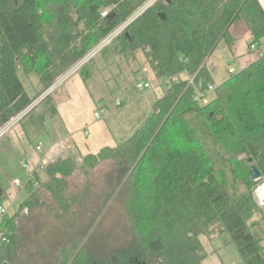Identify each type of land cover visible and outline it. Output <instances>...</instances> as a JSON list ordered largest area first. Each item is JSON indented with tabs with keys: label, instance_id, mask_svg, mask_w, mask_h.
Masks as SVG:
<instances>
[{
	"label": "trees",
	"instance_id": "trees-1",
	"mask_svg": "<svg viewBox=\"0 0 264 264\" xmlns=\"http://www.w3.org/2000/svg\"><path fill=\"white\" fill-rule=\"evenodd\" d=\"M148 1L0 0V130ZM239 22L250 44L264 39L257 0L155 3L79 69L87 82L102 71L97 58L106 69L141 55L154 80L169 84L118 146L33 173L30 195L0 225L6 264H202L200 237L223 233L243 264H264V212L251 179L254 166L264 180V55L219 85L203 63L221 41L232 44L230 28ZM20 73L34 75L41 92L30 95ZM190 80L214 84L213 99L194 101ZM53 95L41 101L49 115ZM105 162L112 167L102 186L70 181ZM112 214L130 242L98 249L90 232Z\"/></svg>",
	"mask_w": 264,
	"mask_h": 264
},
{
	"label": "crops",
	"instance_id": "crops-1",
	"mask_svg": "<svg viewBox=\"0 0 264 264\" xmlns=\"http://www.w3.org/2000/svg\"><path fill=\"white\" fill-rule=\"evenodd\" d=\"M257 1L264 12V0ZM230 34L233 41L229 47H226L237 65H239L238 71H240L256 59L254 53L248 52V46L251 43L252 37L244 23L232 25ZM244 41L248 42V45ZM112 68H106V70L111 71ZM229 69L238 72L233 67ZM118 77L119 74L113 75V78ZM91 79H95L94 76ZM88 81L84 82L78 73L72 75L59 86L51 98L56 113L49 115L46 112V107H43V111L38 118L42 119L43 135L46 137L45 142L40 139L32 141L24 125L21 130L13 132V136L7 139L6 144L13 147L20 156V167L21 162H26L31 169H34L40 163L45 165L66 157L77 160L86 155L97 154L104 148H114L127 140L135 131L143 126L152 113L153 104L159 98H155L153 102L149 100L148 95H150V91H153L154 88L140 93L134 87L135 92L140 96L138 99H147L146 105L151 108V113L147 115L149 113H147V108L144 107V104L143 110L134 109L130 113L128 108L132 104L125 105L124 100L119 101L115 99L110 107L107 106L103 97L106 89L104 83L98 82L99 80H93L92 86L88 87ZM116 102H120L121 105L116 106ZM111 106L114 108L112 111H110ZM104 110H108L106 115L104 114ZM99 111L102 112L100 113V118L95 119L94 113ZM126 115L128 117H124ZM137 124L142 125L138 129H135ZM39 144L42 145L41 153L36 152V146ZM4 150L3 148L2 151ZM24 172L28 179V173ZM0 188L2 189L1 185ZM24 189L22 186L19 191L20 194ZM29 195L30 193L24 198ZM13 206L15 207V204ZM216 238L217 236H212L209 239L200 237V243L206 253V258L202 264H224L218 253H216V250L210 246V240H215ZM215 253L218 255V258L215 257Z\"/></svg>",
	"mask_w": 264,
	"mask_h": 264
},
{
	"label": "rangeland",
	"instance_id": "rangeland-1",
	"mask_svg": "<svg viewBox=\"0 0 264 264\" xmlns=\"http://www.w3.org/2000/svg\"><path fill=\"white\" fill-rule=\"evenodd\" d=\"M164 2V0H149L145 6L140 8L137 12H135L131 18H129L122 26H120L114 33H112L110 36H108L106 39L101 41V43L94 48V51L98 49V51L93 55V57L101 50H103L106 46L112 43V41L125 29L127 28L132 22H134L141 14H143L147 9L152 7L155 3ZM109 10H105L101 16L105 14L107 15ZM104 17V16H103ZM243 23V22H239ZM246 26V25H245ZM252 41V40H251ZM245 42V41H244ZM250 42V40H248ZM248 42H245L246 45H248ZM262 43L261 50L264 51V39L260 41ZM91 52V53H92ZM99 52V53H100ZM89 53V54H91ZM98 53V54H99ZM88 54V55H89ZM87 55V56H88ZM92 57V58H93ZM136 59V58H135ZM131 59L128 61H125L123 59H119L117 61L116 66L112 68L111 71H108L106 69H103L100 74H96L94 76L95 79H91L88 81V87L92 86L93 80H96L98 82L104 83L105 85V92H104V100L106 101V105L110 107L111 103L114 102L115 99L119 101L124 100V104H132L128 109L130 110V113L134 109H141L143 110V104L144 107L147 108V115H150L151 108L147 106V99H138L140 98L139 95L135 92V85L138 81H148L152 84L154 90L150 91L149 100L152 102L155 100V98L160 97L162 94V89L157 88L155 84V80L150 73V71L146 68L145 64L143 63L144 58L141 55H138V58ZM204 60L203 63L207 62L206 67L211 74V77L213 79V82L216 85L221 84L229 77L228 69L233 67L236 71L239 70V65L235 62V60L232 58L231 54L228 52L227 47L224 42H220V44L216 47L212 55L210 56L209 60ZM97 64L103 68V62L100 58L96 59ZM119 74L118 78H113V75ZM20 79L24 85V88L30 95H36L37 92H41V87L39 86L37 79L34 75H26L24 73H20ZM56 82V81H55ZM103 85V86H104ZM55 93V92H54ZM213 93L209 94L207 97V102L211 101L213 99ZM41 98L38 97L36 101L32 104L33 107L37 106V110L32 113L28 119H26L21 125L15 127L13 130H5L4 135L0 137V185L2 186V195L8 194L11 190V184L15 180V178L19 179L22 183L23 190L22 193L19 194L16 198V200L11 203L6 198H3L0 200V203L5 206L7 209H9V215L14 212V209L17 208L18 203L29 193H31L33 189V185L29 182L27 179V175L22 170V168L19 165V154L13 147H10L7 145V139L11 136H13V132L15 133L18 130H21L23 125L26 126V129L28 131V134L30 136V139L32 141H35L37 139H40L41 141L45 142L46 137L43 135L42 130V123L40 118L38 116L43 111V104H41ZM203 104V103H202ZM149 107V108H148ZM112 108V109H111ZM110 111H112L114 108L111 106ZM145 108V109H146ZM108 110H104V114H107ZM128 117V115L124 116ZM108 121V120H107ZM111 125V122H110ZM142 124H137L135 129H138L141 127ZM4 146V147H3ZM3 148L5 149L4 151ZM81 158L77 159V161H80ZM112 164L110 162L100 163L97 167H95L92 171H90L89 177L87 179H84L81 174L74 175V178L70 179L72 182L81 181V182H89L90 184L95 186H102L103 181L107 174L111 173V166ZM44 178V174L42 175ZM89 180V181H85ZM259 180V179H258ZM254 181L256 186L253 190V196L255 199L256 204L258 207L264 212V202H261L260 200V192L259 188H261L264 185V180ZM243 191V190H239ZM28 192V193H27ZM12 204V205H11ZM15 204V207L13 206ZM103 214L101 215V217ZM101 217L97 220L95 223L91 233L95 232V238L93 242L94 247L101 248L102 245L106 248L115 249L118 247H127L128 243L130 242V233L129 231H126V233H123L121 229L119 228L118 224L115 225V216L112 214L109 216V218L105 221H100ZM103 233L110 234L109 236H102ZM209 239V238H208ZM87 241V238L84 240ZM101 243V244H100ZM84 244V243H83ZM82 244V245H83ZM210 246L216 250V253L220 256L222 259V262L224 264H243L242 260L240 259V256L235 248V246L231 243H229V236L226 233H223L221 235H217V238L214 240H210ZM98 251V250H97ZM215 253V257L218 258V255ZM70 264V263H69Z\"/></svg>",
	"mask_w": 264,
	"mask_h": 264
},
{
	"label": "built area",
	"instance_id": "built-area-1",
	"mask_svg": "<svg viewBox=\"0 0 264 264\" xmlns=\"http://www.w3.org/2000/svg\"><path fill=\"white\" fill-rule=\"evenodd\" d=\"M105 16V14L103 15ZM262 43H252L248 46V52L254 53L257 57H262L264 55V51L261 50ZM98 51L92 52L87 57H85L80 63L75 65L73 68H71L69 71H67L64 75H62L47 91H45L41 96V100H43L45 97L50 95L51 93L55 92L59 86H61L68 78H70L72 75L76 74L79 69L88 62L93 55ZM228 73L230 75L235 74V71L233 69H229ZM155 84L157 88L164 89L166 86H168L169 81L168 80H157L155 81ZM189 84H191L194 88V101L198 103H207V97L209 94H212L214 90L216 89V86L214 84H209L205 86L202 82H198L197 84H193V80L189 81ZM135 88L138 92L143 93L147 90H151L153 88L152 84L150 82H137L135 85ZM120 102H116V106H120ZM34 107L31 105L28 109H26L22 114H20L16 119L12 120L9 124H7L5 127H3L0 130V137L4 135V131L10 130L21 118H23L28 112H30ZM101 111L94 113V118L99 119L100 118ZM42 151V145L39 144L36 146V152L41 153ZM21 168L28 173V181L33 182L34 177L33 173L37 171H42L44 169V164L40 163L36 168L31 169L29 165L26 162H21ZM11 190L8 194H5V198L13 203L22 187V183L20 180L15 179L12 182ZM261 196V195H260ZM261 202H264V198L260 197ZM9 214V209H7L5 206H3L0 203V225L4 218ZM0 242H5L4 238V232L2 231L0 227ZM0 264H6L0 257Z\"/></svg>",
	"mask_w": 264,
	"mask_h": 264
},
{
	"label": "water",
	"instance_id": "water-1",
	"mask_svg": "<svg viewBox=\"0 0 264 264\" xmlns=\"http://www.w3.org/2000/svg\"><path fill=\"white\" fill-rule=\"evenodd\" d=\"M164 1H168L169 2V0H164ZM159 16H160V18L162 20H165L164 14H160ZM251 169H252L251 179L253 181H257L260 178V173L256 170V168L254 166H252ZM0 195H1V191H0Z\"/></svg>",
	"mask_w": 264,
	"mask_h": 264
},
{
	"label": "bare ground",
	"instance_id": "bare-ground-1",
	"mask_svg": "<svg viewBox=\"0 0 264 264\" xmlns=\"http://www.w3.org/2000/svg\"><path fill=\"white\" fill-rule=\"evenodd\" d=\"M259 192H260L261 197L264 198V185L261 188H259Z\"/></svg>",
	"mask_w": 264,
	"mask_h": 264
}]
</instances>
